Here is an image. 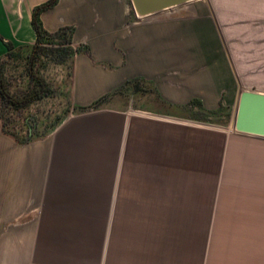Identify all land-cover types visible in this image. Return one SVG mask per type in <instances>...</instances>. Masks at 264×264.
Listing matches in <instances>:
<instances>
[{"label": "crops", "instance_id": "crops-1", "mask_svg": "<svg viewBox=\"0 0 264 264\" xmlns=\"http://www.w3.org/2000/svg\"><path fill=\"white\" fill-rule=\"evenodd\" d=\"M46 1L0 0V57L6 41L34 44ZM128 2L59 0L41 15L89 49L72 107L123 90L27 144L0 126V264H264V138L231 127L247 89L226 29L264 19V0H193L142 21ZM220 104L231 129L209 122Z\"/></svg>", "mask_w": 264, "mask_h": 264}, {"label": "trees", "instance_id": "trees-1", "mask_svg": "<svg viewBox=\"0 0 264 264\" xmlns=\"http://www.w3.org/2000/svg\"><path fill=\"white\" fill-rule=\"evenodd\" d=\"M59 0H47L36 6L32 10L31 24L35 32V42L31 46L14 47L10 42H5L7 53L0 57V123L1 130L4 134L12 138L19 144H27L34 140H39L48 135L58 124L66 117L61 116L59 119L50 124L47 129L40 132L39 119H32L31 130L26 129V124L21 123L18 127L12 124L5 116V111L18 114L27 110L34 104L47 99L55 98L56 92L63 86L71 89L73 76V63L77 54H88L89 49L86 46H73L72 37L74 34L73 26H62L53 32H48L41 21V15L53 9ZM130 19L133 17V11L129 10ZM48 67H63L67 71L64 79L55 87L43 75L41 70H47ZM21 69L22 78L25 80L24 85L19 90L11 92L9 70ZM129 82L124 84L127 85ZM58 88V89H57ZM123 85L105 95L86 108L71 107V112L77 110H94L100 108L108 102L115 94H121ZM68 96V95H67ZM69 99V97H68ZM198 101L193 100L190 105H197ZM68 115V114H67ZM228 117L224 108L219 106L218 110L209 112V118ZM212 123L211 121H209ZM17 127V128H16ZM18 129V131H17ZM23 133V134H22Z\"/></svg>", "mask_w": 264, "mask_h": 264}, {"label": "rangeland", "instance_id": "rangeland-1", "mask_svg": "<svg viewBox=\"0 0 264 264\" xmlns=\"http://www.w3.org/2000/svg\"><path fill=\"white\" fill-rule=\"evenodd\" d=\"M128 5L129 9L133 11V17L131 20L142 21V19H145L135 15L130 0ZM170 10L168 9V11ZM175 10H177V8H175ZM251 12L252 5H245L244 13L251 14ZM226 29L234 33L233 37L235 39L232 42V47L238 56L237 61L240 68H238V71L241 73L240 77L246 83L242 85L243 89L256 92L257 89L264 90V19L243 18L228 20ZM66 72L67 71H65L63 67H48L47 70H41L40 75H43L47 81L57 87L59 82H61L64 79V76H66ZM8 74L11 75L9 81L11 92L23 87L25 80L21 76V69L16 68L14 71L9 70ZM262 93H264V91ZM71 107V89L63 86L57 90L55 98L34 104L27 110L18 114H13L9 110L5 111L6 113L4 114L7 119H9L8 121L15 124L17 127L18 125H21V123L26 124V129L29 131L32 127V119L37 117L39 123H43L38 128V130L42 132L47 129L55 119L70 114ZM227 114L228 117H224V119L218 116L215 118L212 117V119L210 118L209 121L212 122V125H223L225 128L231 129L229 126L230 112ZM2 122L3 119L0 120V123Z\"/></svg>", "mask_w": 264, "mask_h": 264}, {"label": "water", "instance_id": "water-1", "mask_svg": "<svg viewBox=\"0 0 264 264\" xmlns=\"http://www.w3.org/2000/svg\"><path fill=\"white\" fill-rule=\"evenodd\" d=\"M190 1L193 0H130L135 15L141 18ZM234 114L231 127L235 132L264 138V93L241 91Z\"/></svg>", "mask_w": 264, "mask_h": 264}]
</instances>
